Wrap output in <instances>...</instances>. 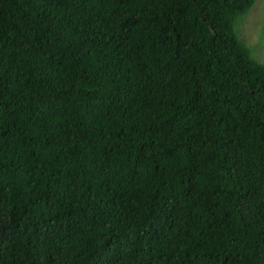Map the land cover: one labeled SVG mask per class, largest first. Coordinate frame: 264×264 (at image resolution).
I'll return each instance as SVG.
<instances>
[{
	"label": "trees",
	"instance_id": "trees-1",
	"mask_svg": "<svg viewBox=\"0 0 264 264\" xmlns=\"http://www.w3.org/2000/svg\"><path fill=\"white\" fill-rule=\"evenodd\" d=\"M256 0H0V264H264Z\"/></svg>",
	"mask_w": 264,
	"mask_h": 264
},
{
	"label": "rangeland",
	"instance_id": "rangeland-1",
	"mask_svg": "<svg viewBox=\"0 0 264 264\" xmlns=\"http://www.w3.org/2000/svg\"><path fill=\"white\" fill-rule=\"evenodd\" d=\"M236 31L252 56L264 63V0H256L250 11L236 19Z\"/></svg>",
	"mask_w": 264,
	"mask_h": 264
}]
</instances>
